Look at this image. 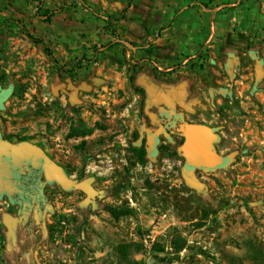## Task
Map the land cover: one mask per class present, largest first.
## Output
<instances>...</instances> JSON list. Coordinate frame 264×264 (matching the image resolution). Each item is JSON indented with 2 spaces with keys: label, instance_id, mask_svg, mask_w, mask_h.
<instances>
[{
  "label": "rangeland",
  "instance_id": "rangeland-1",
  "mask_svg": "<svg viewBox=\"0 0 264 264\" xmlns=\"http://www.w3.org/2000/svg\"><path fill=\"white\" fill-rule=\"evenodd\" d=\"M0 87L2 131L93 192L0 198V264H264V0H0ZM150 89L230 163L135 146Z\"/></svg>",
  "mask_w": 264,
  "mask_h": 264
},
{
  "label": "water",
  "instance_id": "water-1",
  "mask_svg": "<svg viewBox=\"0 0 264 264\" xmlns=\"http://www.w3.org/2000/svg\"><path fill=\"white\" fill-rule=\"evenodd\" d=\"M257 78H260V75ZM149 93L151 96L150 105L164 103L170 108V111L165 108L162 110L176 115L175 104L171 101L169 93L156 89H150ZM177 116L179 124L176 127V132L184 140L179 147L185 159L184 174L189 183L198 184L195 175L197 169L211 171L219 167H226L231 161V156H228L229 161L226 164L227 158L217 148L220 135L215 128L205 123L185 120L178 114ZM30 166L40 169L48 182H55L65 189L81 188L88 194H93L87 184H77L73 181L63 167L39 145L27 140L13 143L0 134V196L3 194L12 196L18 190L17 183L13 180V169L26 173L31 170Z\"/></svg>",
  "mask_w": 264,
  "mask_h": 264
},
{
  "label": "flooded vegetation",
  "instance_id": "flooded-vegetation-1",
  "mask_svg": "<svg viewBox=\"0 0 264 264\" xmlns=\"http://www.w3.org/2000/svg\"><path fill=\"white\" fill-rule=\"evenodd\" d=\"M4 92L6 93V95L5 97L0 98V107L2 105V101L6 98L9 92L8 90H4L2 87H0V96H2ZM162 108L170 111V108L164 103H161L159 105H152L150 111L146 113V117L135 115L131 121L130 139H132L133 143L138 148H144L147 155H149L151 158L156 157V155L161 152L165 145L174 144L177 139H181L182 143L184 141L183 138L176 132V127L179 124L177 114L181 115V117L185 120L188 119L185 117L184 113L178 111L177 104H175L174 107L176 115H173L170 112H164ZM208 125L215 128L217 133L219 134L216 127L211 124ZM0 134L5 139L13 143L27 140L26 138H18L10 134L6 135L2 131L1 125ZM133 135H135L136 138L133 139ZM33 143L38 144L36 142ZM228 156L229 155L225 156L227 158L226 164L229 161ZM62 167L70 177L66 167ZM30 169L31 170L26 173H21L18 170L13 169V180L17 183L18 190L12 196L3 194L2 196H0V198L5 197L12 204H16L17 202L19 203L21 201L23 203V208H25L26 202H29L30 205H28V210H32L34 212L40 210V212H44L46 209V204L44 195L41 192V188H44L46 186H59L61 188L63 187L55 182L46 181L45 176L40 169H34L32 166H30ZM197 170L205 171L206 169ZM34 204L36 205V208L33 207Z\"/></svg>",
  "mask_w": 264,
  "mask_h": 264
},
{
  "label": "trees",
  "instance_id": "trees-1",
  "mask_svg": "<svg viewBox=\"0 0 264 264\" xmlns=\"http://www.w3.org/2000/svg\"><path fill=\"white\" fill-rule=\"evenodd\" d=\"M49 19H50V16L48 17ZM152 53V50L150 49V50H148V54L150 55ZM134 138H136V136L135 135H133V139ZM135 264H138L137 262L135 263Z\"/></svg>",
  "mask_w": 264,
  "mask_h": 264
}]
</instances>
